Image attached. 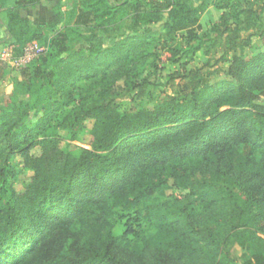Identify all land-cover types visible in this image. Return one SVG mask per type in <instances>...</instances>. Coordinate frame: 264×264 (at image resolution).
I'll list each match as a JSON object with an SVG mask.
<instances>
[{"label":"trees","instance_id":"16d2710c","mask_svg":"<svg viewBox=\"0 0 264 264\" xmlns=\"http://www.w3.org/2000/svg\"><path fill=\"white\" fill-rule=\"evenodd\" d=\"M42 1L0 0L4 44L16 55L30 41L46 46L20 69L12 106L0 107V264H220L233 236L264 243V50L237 54L244 45L229 36L235 56L222 75L191 70L180 94L121 109L105 98L119 79L129 84L156 22L186 31L187 47L172 51L193 55L209 0H81L65 20L35 24L21 10ZM215 3L226 20L245 15L247 29L259 19L249 0ZM124 22L133 35L107 44ZM241 22L225 30L238 36ZM10 71L0 60V81ZM81 80L82 104H92L71 110ZM63 116L73 138L92 121L89 148L63 147ZM13 159L33 172L23 191ZM173 187L188 193L166 204ZM241 264H264V247Z\"/></svg>","mask_w":264,"mask_h":264},{"label":"rangeland","instance_id":"374dc122","mask_svg":"<svg viewBox=\"0 0 264 264\" xmlns=\"http://www.w3.org/2000/svg\"><path fill=\"white\" fill-rule=\"evenodd\" d=\"M79 1L81 0H43L35 7V11L29 12V17L35 24H50L57 18L65 20L76 8V2ZM215 2L216 0H209L208 8L200 17L202 27L194 28L198 37L203 36V40L194 39L191 41V44H199L200 46L193 55L191 48L182 55L172 51V49L187 47V37L182 36L186 31H178L171 35L168 30L162 28L161 22L163 19L156 22V25L153 26L154 34L147 41L148 51L145 58L137 60L134 64V70L129 73V84L125 82V78L119 79L113 93L107 96L105 101L118 104L121 109L153 108L171 96L180 94L185 84L190 81L191 70L201 68L202 72L206 73L211 79L218 74L222 75V70L229 67L235 56L228 44L229 36L236 38L238 42L244 45V47L237 48V54L243 52L246 56H249L264 50V0H249L250 7L258 11L257 16L259 19H256L254 25L248 29L244 20L245 15L242 14L239 17L233 15L226 20L222 18L226 11L219 9ZM237 20L242 21L240 25H233L232 23V26L240 29L238 36L225 30L227 24ZM121 26L122 33L116 36L115 39L108 38L107 44H112L123 36L133 35L134 32L128 27L129 23L124 22ZM247 42L250 43L247 44ZM4 45L0 46V50ZM18 77H20V70L12 69L0 81L1 108L12 106L13 98L11 95ZM83 84V80L77 82L79 93L76 94L77 100L71 105V110L79 108L78 103L80 100L82 110L83 108L88 109L92 104L87 99L86 104H82L85 98V92L81 87ZM19 100L26 101L27 97L19 96ZM258 101L264 104V93H259ZM58 120L59 126H62L59 134L64 138L62 143L64 148L66 147V149L78 154L80 147H90L88 143L91 137L86 134L92 125V121H87L85 131L79 133L78 138H73L70 129L67 127L71 124L72 118L66 119L63 116ZM31 153L40 155L41 148L33 147ZM12 164L17 169V176L13 178V185L18 191H23L25 183L33 172L23 167L18 160L13 159ZM187 193L188 191L184 188H169L165 191L163 200L166 204L171 203L172 200L174 201L173 198L175 197L183 200ZM126 220L125 218L118 221L115 229L118 234H122L127 229ZM139 226H146V224L143 221L141 224L140 221L134 222V228H139ZM222 247L226 257L220 261V264H241L247 255H251L264 247V243H253L246 241L245 238L238 239L233 236ZM199 264H204V262Z\"/></svg>","mask_w":264,"mask_h":264},{"label":"built area","instance_id":"2783aa9c","mask_svg":"<svg viewBox=\"0 0 264 264\" xmlns=\"http://www.w3.org/2000/svg\"><path fill=\"white\" fill-rule=\"evenodd\" d=\"M46 51V46L38 41L28 42L22 54L16 55L13 44H5L0 50V60L11 69L20 70Z\"/></svg>","mask_w":264,"mask_h":264},{"label":"crops","instance_id":"0c3cea01","mask_svg":"<svg viewBox=\"0 0 264 264\" xmlns=\"http://www.w3.org/2000/svg\"><path fill=\"white\" fill-rule=\"evenodd\" d=\"M32 11H35V7H30V8H27V9H23V10H21V12H22V14L24 15V16H26V17H29L30 15H29V12H32ZM30 18V17H29ZM31 19V18H30ZM32 20V19H31ZM33 21V20H32ZM33 23H34V21H33ZM6 30H5V28L3 27V26H0V46L2 45V44H4V42H3V39H5L6 38Z\"/></svg>","mask_w":264,"mask_h":264}]
</instances>
